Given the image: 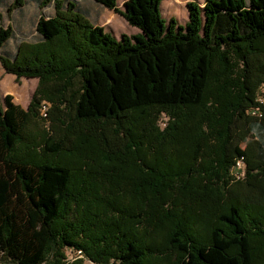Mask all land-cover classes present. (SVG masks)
Returning a JSON list of instances; mask_svg holds the SVG:
<instances>
[{
  "label": "trees",
  "instance_id": "obj_1",
  "mask_svg": "<svg viewBox=\"0 0 264 264\" xmlns=\"http://www.w3.org/2000/svg\"><path fill=\"white\" fill-rule=\"evenodd\" d=\"M163 1L94 0L140 30L117 40L53 0L12 58L0 28L5 72L37 79L26 109L0 106L10 263L83 264L68 248L96 264H264V0L190 2L185 25Z\"/></svg>",
  "mask_w": 264,
  "mask_h": 264
},
{
  "label": "rangeland",
  "instance_id": "obj_2",
  "mask_svg": "<svg viewBox=\"0 0 264 264\" xmlns=\"http://www.w3.org/2000/svg\"><path fill=\"white\" fill-rule=\"evenodd\" d=\"M14 0H0V28H10L11 38L2 49L1 53L8 57L15 55L17 46L20 42H36L38 40L35 32V24L40 16L49 17L54 15L53 3H46L45 0H24L19 8L12 9ZM81 9L89 15L90 21L104 28L117 40L121 35L132 36L140 33L136 27L129 25L119 14L113 10H108L94 2V0H77ZM117 7L122 9V5L127 0H116ZM44 2V7H40ZM203 4V0H164L160 5L162 18L168 23L171 18L175 19L179 25H185L188 21L187 3ZM46 4V5H45ZM10 9V11H8ZM36 78H20L18 82L15 76L7 74L0 63V105L4 103V97L11 95L15 104L27 106L31 96L36 88ZM24 99V100H23ZM24 101V102H23ZM42 105L48 106V102L42 101ZM167 117L161 115L157 125L163 129L166 125ZM41 132L49 134L48 124L45 120L38 122ZM237 177L243 176L242 168L237 173ZM235 175V174H234ZM65 263H72L75 260H81L83 264H96L85 257L80 251L65 248L62 250ZM52 256L48 259L52 261ZM165 262H168L167 260ZM0 264H12L0 256Z\"/></svg>",
  "mask_w": 264,
  "mask_h": 264
},
{
  "label": "built area",
  "instance_id": "obj_3",
  "mask_svg": "<svg viewBox=\"0 0 264 264\" xmlns=\"http://www.w3.org/2000/svg\"><path fill=\"white\" fill-rule=\"evenodd\" d=\"M48 107V106H47ZM47 107L45 106V105H42L41 106V109H40V114H41V117L42 118H46V110H47ZM242 168V170H243V172H244V163L242 162V160H238L237 162H236V164H235V166H234V168H233V171H232V173H233V175L236 177V176H238V174L237 173H239V170ZM240 177V176H239ZM239 177H237V178H239Z\"/></svg>",
  "mask_w": 264,
  "mask_h": 264
},
{
  "label": "crops",
  "instance_id": "obj_4",
  "mask_svg": "<svg viewBox=\"0 0 264 264\" xmlns=\"http://www.w3.org/2000/svg\"><path fill=\"white\" fill-rule=\"evenodd\" d=\"M24 100V99H23ZM24 102V101H23ZM29 103V102H28ZM24 104L25 103H23V104H21L20 106L23 108V109H26L27 108V106H28V104H27V106H24ZM0 106H3V105H0Z\"/></svg>",
  "mask_w": 264,
  "mask_h": 264
}]
</instances>
